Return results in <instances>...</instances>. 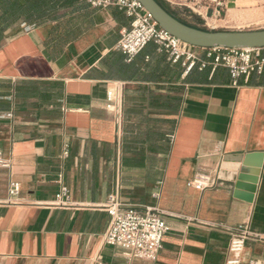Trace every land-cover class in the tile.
I'll return each mask as SVG.
<instances>
[{"label":"crops","instance_id":"0c3cea01","mask_svg":"<svg viewBox=\"0 0 264 264\" xmlns=\"http://www.w3.org/2000/svg\"><path fill=\"white\" fill-rule=\"evenodd\" d=\"M237 2L227 0L226 11ZM168 11L197 29L188 20H213ZM130 23L117 8H87L66 28L75 37L60 45L50 41L51 23L7 32L0 149L10 166L0 169V264H226L240 228L251 233L241 263L264 261V73L233 84L226 68L187 71L153 43L128 61L116 45ZM109 89L121 92L120 118L107 108ZM247 154L262 155L251 203L217 177L224 156ZM197 173L218 182L197 191L189 185ZM10 183L19 185L16 196ZM113 194L122 210H155L165 220L154 261L102 242Z\"/></svg>","mask_w":264,"mask_h":264},{"label":"built area","instance_id":"2783aa9c","mask_svg":"<svg viewBox=\"0 0 264 264\" xmlns=\"http://www.w3.org/2000/svg\"><path fill=\"white\" fill-rule=\"evenodd\" d=\"M172 9H179L190 13L193 17L217 19L226 10L227 0H160ZM95 9L109 7L122 11L130 20V28L121 33L116 50L123 54L128 61L137 56L147 44L154 43L167 53L172 63L183 62L187 71L196 65L200 69L224 67L228 70L233 84L243 78L247 80L251 75L264 73V49H200L191 47L160 29L152 17L135 0H85ZM205 52V59H201L193 50ZM107 108L115 111L118 118L121 114V92L109 89L106 92ZM5 117H10L6 114ZM9 161L0 149V169H8ZM217 178L210 174L197 173L189 183L197 191L213 188ZM10 196L19 193V185L10 183ZM66 190H62L65 195ZM109 215V224L102 237L107 246L123 249L127 258L154 261L161 248L163 238L168 231L165 220L155 210L139 213L133 209L122 210L117 194L109 196L105 204ZM251 236L247 228H240L231 237L226 264H242L241 255L245 242ZM246 264H264L263 260L253 259Z\"/></svg>","mask_w":264,"mask_h":264},{"label":"water","instance_id":"95a60500","mask_svg":"<svg viewBox=\"0 0 264 264\" xmlns=\"http://www.w3.org/2000/svg\"><path fill=\"white\" fill-rule=\"evenodd\" d=\"M157 26L181 42L200 49H264V30L207 31L190 27L171 16L156 0H135ZM261 154L226 155L218 179L233 186V197L251 203L260 174Z\"/></svg>","mask_w":264,"mask_h":264},{"label":"trees","instance_id":"16d2710c","mask_svg":"<svg viewBox=\"0 0 264 264\" xmlns=\"http://www.w3.org/2000/svg\"><path fill=\"white\" fill-rule=\"evenodd\" d=\"M156 1L173 16L160 0ZM87 8L95 9L85 0H0V47L9 39L7 32L22 24L37 27L51 23L54 26L50 41L59 45L70 41L75 37L72 31L66 29L70 19ZM64 21L65 28L61 31Z\"/></svg>","mask_w":264,"mask_h":264},{"label":"rangeland","instance_id":"374dc122","mask_svg":"<svg viewBox=\"0 0 264 264\" xmlns=\"http://www.w3.org/2000/svg\"><path fill=\"white\" fill-rule=\"evenodd\" d=\"M164 4V3H163ZM167 10L171 11L168 5H165ZM190 16H192L190 14ZM228 16L235 20L234 25H223L219 20ZM193 17V16H192ZM198 19V18H196ZM189 23H194L198 29L207 31H259L264 30V0H238L237 5L230 7L228 11H223L219 18L207 20L206 23H196L193 20H188ZM2 178V176H0ZM0 185L2 183L0 182Z\"/></svg>","mask_w":264,"mask_h":264}]
</instances>
